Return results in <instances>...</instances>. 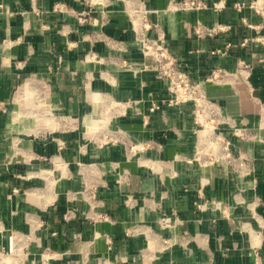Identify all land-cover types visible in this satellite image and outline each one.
Returning a JSON list of instances; mask_svg holds the SVG:
<instances>
[{"label": "crops", "instance_id": "crops-1", "mask_svg": "<svg viewBox=\"0 0 264 264\" xmlns=\"http://www.w3.org/2000/svg\"><path fill=\"white\" fill-rule=\"evenodd\" d=\"M178 1L0 0V252L13 246V264H264V16ZM198 21L225 27L199 35ZM143 37L203 81L235 156L199 158L193 104L167 101Z\"/></svg>", "mask_w": 264, "mask_h": 264}, {"label": "built area", "instance_id": "built-area-1", "mask_svg": "<svg viewBox=\"0 0 264 264\" xmlns=\"http://www.w3.org/2000/svg\"><path fill=\"white\" fill-rule=\"evenodd\" d=\"M177 4L184 9H202L209 6L204 0H180ZM249 5L255 11L264 16V0H251L249 2L240 0L235 3L238 9L245 5ZM215 9H222L225 6L224 0L214 1L212 5ZM82 20L86 21L88 12L81 11L78 13ZM225 25L216 24L211 27L205 28L201 21L195 25V30L199 35H213L219 29H223ZM143 45L147 51L153 55L158 61V73L160 77L167 79L170 97L167 101L170 104H181L184 102H192L195 122L198 127L196 131L201 134L207 128L210 132L205 134L204 147L201 145L199 158L202 154L208 155L209 158H218L221 155L235 156L231 148V140L225 133L219 130V117L222 116L220 106L209 97L207 88L203 81L194 79L189 71L183 67L177 57L172 55L169 46L164 42L150 40L148 37H143ZM232 45L231 42L227 43V47ZM213 52L226 53V49L218 47ZM240 66L244 69H250V64L244 59L240 60ZM223 67H218L206 77V80H214L219 78L223 72ZM159 108V104H154L152 109ZM203 147V148H202ZM200 205V204H199ZM163 219L167 220V217ZM15 261V249L11 246L8 250L0 252V264H13ZM41 264H47L45 262ZM255 264H263L259 254L255 258Z\"/></svg>", "mask_w": 264, "mask_h": 264}, {"label": "bare ground", "instance_id": "bare-ground-1", "mask_svg": "<svg viewBox=\"0 0 264 264\" xmlns=\"http://www.w3.org/2000/svg\"><path fill=\"white\" fill-rule=\"evenodd\" d=\"M207 132H210V129H206V130H204V132L202 133V137H201V145L204 147V142H205V134L207 133ZM202 147V148H203Z\"/></svg>", "mask_w": 264, "mask_h": 264}, {"label": "rangeland", "instance_id": "rangeland-1", "mask_svg": "<svg viewBox=\"0 0 264 264\" xmlns=\"http://www.w3.org/2000/svg\"><path fill=\"white\" fill-rule=\"evenodd\" d=\"M25 107V106H24ZM26 108V107H25Z\"/></svg>", "mask_w": 264, "mask_h": 264}]
</instances>
